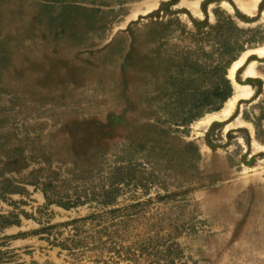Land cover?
Listing matches in <instances>:
<instances>
[{
    "label": "rangeland",
    "instance_id": "374dc122",
    "mask_svg": "<svg viewBox=\"0 0 264 264\" xmlns=\"http://www.w3.org/2000/svg\"><path fill=\"white\" fill-rule=\"evenodd\" d=\"M262 46L264 0H0V264H264Z\"/></svg>",
    "mask_w": 264,
    "mask_h": 264
},
{
    "label": "bare ground",
    "instance_id": "6f19581e",
    "mask_svg": "<svg viewBox=\"0 0 264 264\" xmlns=\"http://www.w3.org/2000/svg\"><path fill=\"white\" fill-rule=\"evenodd\" d=\"M250 54H257L260 57H264V46L258 47V48H255V49L248 50L247 52H245L243 54V56L240 59H238L237 61H235L234 64H233V66L230 69V76H231V78L234 77L235 71L241 65H243V63L245 62L247 56L250 55ZM254 64H255L254 61H251V63H249V65L247 67V70H246V73H245L246 76L247 75L254 74V72H253ZM252 96H253V89L250 87V85H248V84H236V92L233 95V97L228 100L226 107L223 108L217 114H214V115L208 117L205 121L208 122V123H210L215 118L219 117V115L221 117H223L224 119L231 118L236 113L238 104L241 101L249 100ZM249 126H251V125H249ZM253 133H254V131H253Z\"/></svg>",
    "mask_w": 264,
    "mask_h": 264
},
{
    "label": "trees",
    "instance_id": "16d2710c",
    "mask_svg": "<svg viewBox=\"0 0 264 264\" xmlns=\"http://www.w3.org/2000/svg\"><path fill=\"white\" fill-rule=\"evenodd\" d=\"M228 90H229V92L231 91V88H230L229 82H228ZM229 95H230V93H229Z\"/></svg>",
    "mask_w": 264,
    "mask_h": 264
}]
</instances>
